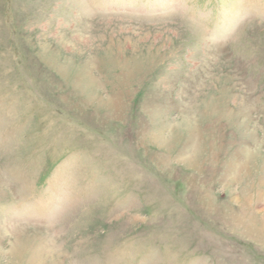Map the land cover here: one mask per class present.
Wrapping results in <instances>:
<instances>
[{"label": "rangeland", "instance_id": "rangeland-1", "mask_svg": "<svg viewBox=\"0 0 264 264\" xmlns=\"http://www.w3.org/2000/svg\"><path fill=\"white\" fill-rule=\"evenodd\" d=\"M0 264H264V0H0Z\"/></svg>", "mask_w": 264, "mask_h": 264}]
</instances>
